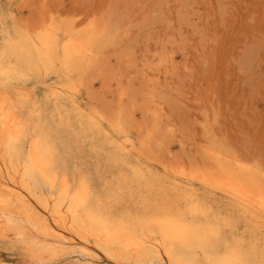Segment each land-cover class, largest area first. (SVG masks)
Segmentation results:
<instances>
[{
  "label": "bare ground",
  "instance_id": "obj_1",
  "mask_svg": "<svg viewBox=\"0 0 264 264\" xmlns=\"http://www.w3.org/2000/svg\"><path fill=\"white\" fill-rule=\"evenodd\" d=\"M7 18L0 12V249L15 254L8 261L0 254V264H102L101 256L139 264L164 251L158 241L176 264H264L258 164L224 150L209 127L204 166L165 163L160 149L170 133L152 98L137 141L121 114L109 118L83 104L79 87L114 43V21L80 25L57 16L32 34L8 28ZM88 155L96 182L84 169Z\"/></svg>",
  "mask_w": 264,
  "mask_h": 264
},
{
  "label": "rangeland",
  "instance_id": "obj_2",
  "mask_svg": "<svg viewBox=\"0 0 264 264\" xmlns=\"http://www.w3.org/2000/svg\"><path fill=\"white\" fill-rule=\"evenodd\" d=\"M15 1L0 0L6 26L32 34L53 14L80 25L117 24L114 43L102 50L99 70L93 68L79 87L83 104L109 118L121 114L128 135L137 141L150 117L142 107L152 98L163 109V127L170 133L168 148L160 149L165 163L204 166L201 153L208 147L204 131L209 127L224 150L264 171V0ZM157 14L183 20L182 30L179 23L171 29L157 27ZM26 84L43 94L44 87ZM83 163L96 182L95 159L88 155ZM13 253L0 249L7 261ZM99 263L107 260L101 256Z\"/></svg>",
  "mask_w": 264,
  "mask_h": 264
},
{
  "label": "snow or ice",
  "instance_id": "obj_3",
  "mask_svg": "<svg viewBox=\"0 0 264 264\" xmlns=\"http://www.w3.org/2000/svg\"><path fill=\"white\" fill-rule=\"evenodd\" d=\"M158 8H162L164 7V5H158ZM168 7H171L170 5H168ZM57 20V17L53 14L51 16V19L48 20L46 19L44 21V25L41 29V31H46L48 27H50L52 24H55ZM177 23H179L180 28L182 30L183 28V20H171L166 14L164 15H158L156 16V20H155V24L157 27L159 26H165L168 29L174 28ZM160 227H161V235L165 237V239L168 238V225L166 224V222H160ZM158 243H163V248L164 251L163 252H153V257L152 259L146 260V261H141L139 262V264H176V262L173 260L172 258V254L171 252L168 251V244L164 243L163 241H158ZM167 257V258H165ZM116 264H121L120 260H116ZM211 264V262H210Z\"/></svg>",
  "mask_w": 264,
  "mask_h": 264
}]
</instances>
